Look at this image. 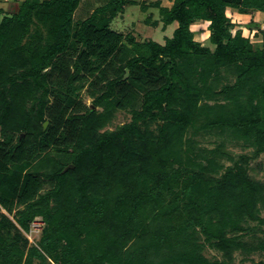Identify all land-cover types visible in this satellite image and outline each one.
Wrapping results in <instances>:
<instances>
[{
	"label": "trees",
	"instance_id": "16d2710c",
	"mask_svg": "<svg viewBox=\"0 0 264 264\" xmlns=\"http://www.w3.org/2000/svg\"><path fill=\"white\" fill-rule=\"evenodd\" d=\"M81 2L19 0L0 22V264H151L153 251L154 264H221L206 245L231 264L264 202L249 175L264 153V40L227 12H264V0H173L160 7L165 28L178 23L165 44L110 27L134 1L105 0L76 21ZM198 20L214 49L195 38ZM224 69L236 79L217 90L210 81ZM88 82L90 106L80 99ZM213 95L238 108L208 124L255 146L221 176L182 166L175 150ZM117 109L131 120L107 129ZM39 217L41 238L29 244Z\"/></svg>",
	"mask_w": 264,
	"mask_h": 264
},
{
	"label": "rangeland",
	"instance_id": "374dc122",
	"mask_svg": "<svg viewBox=\"0 0 264 264\" xmlns=\"http://www.w3.org/2000/svg\"><path fill=\"white\" fill-rule=\"evenodd\" d=\"M139 1L140 3L138 2L135 4L126 3L124 12H121L120 15L113 19L110 27L117 32L124 33L125 35L131 34L135 36L139 42L153 39L161 44H165L167 38L173 37L174 31L178 27V23L174 22L167 28H164L162 13L160 12L161 8L143 5L144 1L150 2L154 0ZM163 1L165 3L167 0ZM18 2L19 0H0V22L6 14H12L18 10L20 6V3ZM104 4L105 0H82L75 13V20L82 21L87 19L97 7H101ZM233 12L232 9H229L227 13L232 21L236 23V29H241L244 36L251 38L253 42H259L262 37L264 39V29L262 28L264 26H261L259 31H254V28H251L249 24L244 23L245 21L234 18ZM150 16H152L151 23L147 21ZM260 18L261 17L259 16V20L263 21V19ZM250 20L251 23L256 22L254 19ZM256 20H258V18ZM208 24L207 21L198 20L193 24L192 28L195 32V38L198 41L214 49L215 46L209 39L210 30ZM254 33L258 35L257 38H255L256 35ZM112 75L113 73L109 71L106 78L112 77ZM128 76L129 75L126 73L125 77ZM235 79V73L224 69L221 70L218 73V77L211 80L210 83L214 88L219 90L226 84L234 82ZM80 99L86 106L93 104L94 97L91 94L89 82L81 90ZM202 105L205 109L203 118L186 132L175 149L177 160L182 166H187L191 169L202 170L203 166L207 165L209 166V172L212 175L221 176L229 166L234 164L235 159L239 158L240 155L246 154L253 156L255 146L253 145L252 140L236 133L230 128L208 124L209 120L217 119L220 113L237 109L238 105L234 101L213 95L211 99L203 100ZM98 110L99 112H105L107 109L102 106L98 107ZM131 117L132 114L130 110H114L113 116L110 118V122L106 128L115 129L118 126L129 122ZM153 127L156 128L155 124ZM48 154L56 157L59 156V152L54 149L49 151ZM41 164L42 163H40V165ZM249 175L251 178L264 185V153L251 159ZM253 217L254 218L246 224V226L249 227L248 234H246L245 237H242L247 244V248L236 250L233 253L231 264H257L260 261H264V222L261 221V219H264V202L259 204L257 211L253 213ZM35 222V226L32 225L30 231L24 232V235L29 240V244L33 245L39 243L42 235L41 230L43 228V221L40 217L37 218ZM203 252L205 256L212 261H218L221 262V264H228L227 258L224 256L223 252L216 248L206 245ZM152 254L154 255L152 257L154 263L162 260L161 253L156 254V251H153ZM37 263L38 260L36 261V264Z\"/></svg>",
	"mask_w": 264,
	"mask_h": 264
},
{
	"label": "crops",
	"instance_id": "0c3cea01",
	"mask_svg": "<svg viewBox=\"0 0 264 264\" xmlns=\"http://www.w3.org/2000/svg\"><path fill=\"white\" fill-rule=\"evenodd\" d=\"M132 1H134V2H131L130 4H135V3H140V1L139 0H132ZM156 2H159V4H160V6L159 5H155L156 4ZM19 3V2H18ZM172 4H173V0H167L165 3H164V1L163 0H154V1H150V2H147V1H144V3H143V5H146V6H156V7H158V8H160V7H171L172 6ZM125 7V6H124ZM234 12V18H236L237 20H243V21H245L244 23H246V24H249V22L251 21L250 19H254L256 22H258L259 23V25H260V27L261 26H264V12H256L255 14H253V15H250V14H241V13H239L237 10H235V9H232ZM124 12V11H123ZM119 15H120V13H119ZM254 15H255V17H254ZM259 16L261 17L260 19H263V21H261V20H259ZM258 18V20H256ZM151 19H152V16H150L148 19H147V21L149 22V23H151ZM248 22V23H247ZM156 23V22H155ZM244 25V24H243ZM243 25H242V27H243ZM168 27V26H167ZM166 27V28H167ZM241 27V26H240ZM165 28V27H164ZM250 28V27H249ZM263 29H264V27H262ZM250 30L252 31V29L250 28ZM255 30H257V31H259L260 29H259V27L257 26V27H255L254 28V31ZM263 31V30H262ZM261 32V31H260ZM255 34V33H254ZM256 35V34H255ZM254 35V36H255ZM257 36L258 35H256L255 36V38H257ZM261 40H264L263 39V37H262V39ZM261 40H259V41H261Z\"/></svg>",
	"mask_w": 264,
	"mask_h": 264
},
{
	"label": "water",
	"instance_id": "95a60500",
	"mask_svg": "<svg viewBox=\"0 0 264 264\" xmlns=\"http://www.w3.org/2000/svg\"><path fill=\"white\" fill-rule=\"evenodd\" d=\"M128 70V69H127ZM127 75H129V73L127 72ZM93 108H95L94 106H93ZM47 125H48V121H46L45 122V125H44V127L46 128L47 127ZM22 135H24V134H22Z\"/></svg>",
	"mask_w": 264,
	"mask_h": 264
},
{
	"label": "built area",
	"instance_id": "2783aa9c",
	"mask_svg": "<svg viewBox=\"0 0 264 264\" xmlns=\"http://www.w3.org/2000/svg\"><path fill=\"white\" fill-rule=\"evenodd\" d=\"M36 222L33 224L35 226Z\"/></svg>",
	"mask_w": 264,
	"mask_h": 264
}]
</instances>
